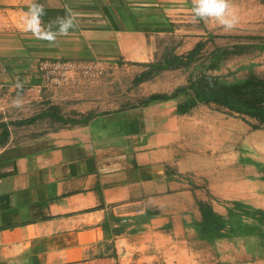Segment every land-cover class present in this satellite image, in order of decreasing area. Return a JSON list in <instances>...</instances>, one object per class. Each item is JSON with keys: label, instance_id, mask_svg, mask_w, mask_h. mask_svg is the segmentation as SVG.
<instances>
[{"label": "crops", "instance_id": "1", "mask_svg": "<svg viewBox=\"0 0 264 264\" xmlns=\"http://www.w3.org/2000/svg\"><path fill=\"white\" fill-rule=\"evenodd\" d=\"M36 2L44 24L70 11L77 26L50 44L22 31L30 0H0V264H155L154 237L191 232L193 217L197 232L200 204L222 215L216 199H231L230 154L210 148L231 113L151 98L167 40L196 23L192 0ZM194 31L217 36L207 23ZM92 70L100 79L81 93ZM239 182L237 199H264V180ZM201 226L190 246H202ZM247 249L234 253L247 262Z\"/></svg>", "mask_w": 264, "mask_h": 264}, {"label": "rangeland", "instance_id": "2", "mask_svg": "<svg viewBox=\"0 0 264 264\" xmlns=\"http://www.w3.org/2000/svg\"><path fill=\"white\" fill-rule=\"evenodd\" d=\"M232 1L238 4V6H233L238 16V23L232 30L224 31L209 22L207 25L217 34L216 38L207 33L206 39H197L198 33L194 30L205 23H188L187 32L175 33L170 38L171 40H167L166 47H171V54H161L160 57L165 69L160 68L162 65L157 67L155 71L161 73L156 74L154 80L150 82L152 86H155V95L159 96L156 97L157 99L182 98L187 99L192 105L202 100L200 90L204 86L211 88L215 83L224 88L228 85H237L235 87L237 90L234 88L232 93L241 91L238 97L247 96V98L253 97V100L254 98L260 99L257 106H263L264 0ZM250 12H253L255 16L251 17L250 21L242 20L244 15ZM157 46L161 47V44L158 43ZM177 48H179V53L174 51ZM79 74H81L80 81L76 83H80L78 86L100 79L98 75L95 77V70L89 73L82 71ZM60 86L71 88L74 85L60 83ZM245 87L248 90H256V92L252 94V91H248ZM80 90L84 91V87H80ZM95 95L97 97L93 94V99L98 98L99 91ZM257 106L255 105L254 108ZM222 117L227 121L225 125H221L218 139L214 140L217 142L210 147L214 148V152L219 149L220 152L230 154L231 159V199H228L231 206L228 205V200L216 199L217 203L226 209V213L218 215L220 219L225 220L221 229L222 235L208 242L210 236L204 232L205 238H203L202 246L197 248L190 246V241L195 238L197 232L199 238H202L200 234L203 233L202 222L199 224L198 231H195L197 223L196 218L193 217L191 232L186 231L181 234L180 231L169 228L166 232H162L164 235L167 233L165 236L154 237L157 249L160 250L157 253L160 255V261L155 260V264H197L198 251L202 260L201 264H235L236 262L258 264L259 260L264 261V199H237L238 192L234 187L237 183L241 184L239 182L241 180L249 179L257 182V185L264 180V123L257 118H251L250 121L248 117L236 114H223ZM209 122L211 123L210 120L205 121L204 126ZM255 123L259 124L258 128L253 125ZM230 124L231 130L228 128ZM222 140L225 141L222 142ZM228 168V166L225 167L226 170ZM262 191L264 193V188ZM170 213L167 219L177 218L176 214L172 215L174 212ZM166 240L169 243L168 246ZM165 245L167 256L164 252ZM244 247L249 249V252L248 249L246 250L248 252L246 259L248 261L253 259V262L241 261L245 258V254L239 256L240 253L237 252L238 255H235L234 252L238 251V248L242 250ZM233 258L237 261L233 262ZM133 259L135 258L132 257L131 260ZM134 264H149V261L145 259L141 262H134Z\"/></svg>", "mask_w": 264, "mask_h": 264}, {"label": "clouds", "instance_id": "3", "mask_svg": "<svg viewBox=\"0 0 264 264\" xmlns=\"http://www.w3.org/2000/svg\"><path fill=\"white\" fill-rule=\"evenodd\" d=\"M46 14L41 4L36 0H30L22 17V31L31 33L36 39L55 44L59 36H68L70 30L77 26V18L70 11L62 16L57 15L44 24L42 17ZM192 19L194 22H212L224 31L232 30L238 23V16L231 0H192ZM17 87H22L19 81ZM13 103L19 107L21 100L17 98Z\"/></svg>", "mask_w": 264, "mask_h": 264}, {"label": "trees", "instance_id": "4", "mask_svg": "<svg viewBox=\"0 0 264 264\" xmlns=\"http://www.w3.org/2000/svg\"><path fill=\"white\" fill-rule=\"evenodd\" d=\"M248 37H257V36H248ZM236 86L228 85L227 87L223 86H217L215 83L212 85L211 88L205 87L200 90L201 99L203 101L213 102L216 104V106H219V108L225 107L229 113L240 115L243 117H248V119L251 121V118L253 119H259L260 122L264 123V103L263 106H257V102L260 101V99H256L253 97L247 98V96L238 97V95L241 94V91H236L235 93H232L234 88ZM247 90L248 88L245 87ZM235 90H237L235 88ZM253 94V92H256V90L250 89ZM248 90V91H250ZM235 94V95H233ZM159 97L155 94L151 95V98ZM250 102V103H248ZM191 105V103L183 102L181 105H179V112H186L188 107ZM255 105L257 106L256 108ZM255 128L259 127L258 123L253 124ZM7 131H3L0 135L1 140L4 139L6 136ZM201 211L204 215V232L208 236H214L219 237L222 235L221 229L224 226L223 219H220L216 212H214L211 208H206L204 205L200 204Z\"/></svg>", "mask_w": 264, "mask_h": 264}]
</instances>
